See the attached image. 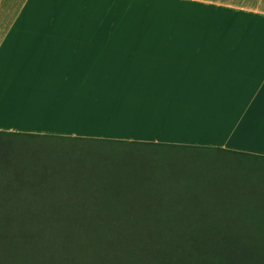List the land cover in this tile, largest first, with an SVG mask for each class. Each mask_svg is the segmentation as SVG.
<instances>
[{
	"label": "crops",
	"instance_id": "obj_1",
	"mask_svg": "<svg viewBox=\"0 0 264 264\" xmlns=\"http://www.w3.org/2000/svg\"><path fill=\"white\" fill-rule=\"evenodd\" d=\"M0 132L264 156V0H0Z\"/></svg>",
	"mask_w": 264,
	"mask_h": 264
},
{
	"label": "trees",
	"instance_id": "obj_2",
	"mask_svg": "<svg viewBox=\"0 0 264 264\" xmlns=\"http://www.w3.org/2000/svg\"><path fill=\"white\" fill-rule=\"evenodd\" d=\"M102 144L124 150L118 171L81 167ZM199 153L262 174L176 167L186 179L168 184L144 163L172 173ZM0 264H264V156L0 132Z\"/></svg>",
	"mask_w": 264,
	"mask_h": 264
},
{
	"label": "rangeland",
	"instance_id": "obj_3",
	"mask_svg": "<svg viewBox=\"0 0 264 264\" xmlns=\"http://www.w3.org/2000/svg\"><path fill=\"white\" fill-rule=\"evenodd\" d=\"M124 150L121 147L115 146V145H106L102 144L101 147H97L96 149H89L86 151H83L80 155L79 163L81 167L84 168H96L100 170L101 172H112V171H118L120 163H126L128 161V158L126 155H124ZM200 158L202 159H184V162H179L174 165L175 169L171 170L169 172H160V169L166 168L165 163H163L160 158V155H156L152 157L150 160L145 159V164H151L155 163L158 166L159 173H153L156 180L164 183L170 184L171 182L169 179L174 180H184L186 179V176L181 174V170H178L176 167H180V169H187L190 167L194 173L200 172L201 170H206L208 167H217L222 168L223 172L226 175H242V174H248V176H257L262 174L259 167L256 168H248L246 166H241L236 164L237 161L233 157L226 156L227 159H216L213 158V156H208L210 153H199ZM72 161H75L73 163H76L77 160L75 157ZM211 159H216L215 161ZM225 161V162H223ZM63 162V161H62ZM262 163V162H259Z\"/></svg>",
	"mask_w": 264,
	"mask_h": 264
}]
</instances>
